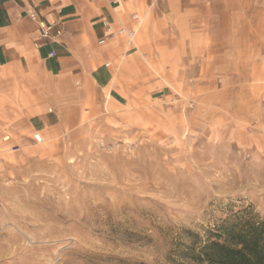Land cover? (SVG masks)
Wrapping results in <instances>:
<instances>
[{"label": "rangeland", "instance_id": "374dc122", "mask_svg": "<svg viewBox=\"0 0 264 264\" xmlns=\"http://www.w3.org/2000/svg\"><path fill=\"white\" fill-rule=\"evenodd\" d=\"M251 5L215 13L213 47L179 72L132 61L115 95L90 84L45 132L2 133L0 264L191 262L189 232L264 217V0Z\"/></svg>", "mask_w": 264, "mask_h": 264}, {"label": "crops", "instance_id": "0c3cea01", "mask_svg": "<svg viewBox=\"0 0 264 264\" xmlns=\"http://www.w3.org/2000/svg\"><path fill=\"white\" fill-rule=\"evenodd\" d=\"M206 1L0 0V137L16 132L27 119L30 130L45 132L59 119L53 106L90 84L115 95L120 72L128 74L132 61L144 68L145 58L160 57L152 61L179 72L181 58L202 56L213 47L208 48L206 36L214 39L210 26L215 13L221 15L223 9L224 15L235 11L246 18L258 2L210 0L208 7ZM227 1L232 6L224 8ZM249 22L251 18L241 19L237 25ZM41 23H56L62 33L43 38ZM121 27L135 30L133 43L123 35L111 36L109 28Z\"/></svg>", "mask_w": 264, "mask_h": 264}, {"label": "trees", "instance_id": "16d2710c", "mask_svg": "<svg viewBox=\"0 0 264 264\" xmlns=\"http://www.w3.org/2000/svg\"><path fill=\"white\" fill-rule=\"evenodd\" d=\"M189 233L191 243L177 252L191 262L179 264H264V217L242 211L215 225L206 238Z\"/></svg>", "mask_w": 264, "mask_h": 264}, {"label": "built area", "instance_id": "2783aa9c", "mask_svg": "<svg viewBox=\"0 0 264 264\" xmlns=\"http://www.w3.org/2000/svg\"><path fill=\"white\" fill-rule=\"evenodd\" d=\"M91 1H110L113 3L118 2V0H91ZM29 17L33 20H37L38 19V14L36 12H29ZM134 18H136V16H134ZM41 27H42V34L41 36L43 38H50V39H54L57 35H60L62 33V29L58 27V25L56 23L50 24V25H43L41 23ZM110 34L111 36H115V35H124L127 37L128 42L129 43H133L134 41V37H135V30L133 28H125V27H121L118 28L117 30H112L109 28ZM54 32V34H53ZM55 52H51L50 56H54ZM106 66H109V63L106 64ZM7 137V136H4ZM9 138L3 141H7L10 139V136H8ZM4 139V138H3ZM34 140L37 143H42L44 141L43 136L41 133L37 132L34 134Z\"/></svg>", "mask_w": 264, "mask_h": 264}]
</instances>
